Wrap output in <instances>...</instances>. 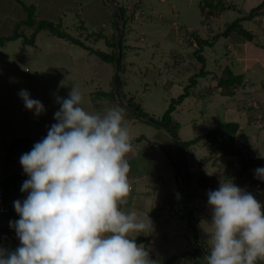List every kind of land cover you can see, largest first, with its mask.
Segmentation results:
<instances>
[{
  "label": "rangeland",
  "instance_id": "374dc122",
  "mask_svg": "<svg viewBox=\"0 0 264 264\" xmlns=\"http://www.w3.org/2000/svg\"><path fill=\"white\" fill-rule=\"evenodd\" d=\"M202 1L114 0V4L108 0H0V37L12 35L16 25L26 20L28 12L24 4L33 5L37 21L61 22L63 30L71 36L107 53L112 52L107 40L117 31L115 10L126 8L122 79L126 78L127 84L123 95L135 96V101L157 121L196 78L188 95L175 104L172 117L179 125L182 141L200 139L190 146L191 169L197 174L195 181L206 183L197 189L195 200L197 215H201L196 225L199 245L192 240L190 221L180 217L184 198L177 189L178 179L167 154L175 146L172 134L137 118L128 110L125 100L123 105L103 94L114 88L112 79L117 68L114 63L47 29L38 32L35 43H26L25 39L34 32V27L26 24L19 29L22 37L8 40L0 47V189L5 187V178L25 173L19 154L12 164L6 165L7 146L15 138H26L31 151L47 135L49 127L57 123L54 113L60 104L56 97L67 98L75 86L83 94L82 106L90 113H103L113 107L124 110V123L134 146L127 157L133 190L124 211L135 212L145 222L148 218L152 222L151 231L132 233L131 238L139 240L137 243L150 256L165 260L190 253L200 247V241L210 248V237L204 231V227L208 228L204 222L211 220L205 196L209 189L217 190L222 181L238 180L243 189L251 186L254 192L264 191V180L255 177V169L264 164V158H258L260 152L264 153V13L243 21L244 27L254 34L253 41H246L238 31H233L229 36H220L212 45L215 35L263 0H230L236 7L221 14L216 11L211 18L202 11ZM121 24L123 27V21ZM91 33H103L104 37L89 38ZM201 40L209 43L201 51L204 61L197 55ZM227 68L234 76L243 75L242 82L231 89L217 85L219 79L228 77ZM21 90L40 100L46 111L37 116L28 110L18 95ZM228 120L237 121L239 131L234 151L222 154L209 147L212 139L208 132ZM244 164L247 168L241 176L238 172ZM27 179L28 175L23 176L16 181L17 187L9 191L11 195L17 194V199L14 194L8 195L13 208L16 200L28 195L21 191ZM257 200L264 204V198ZM13 210L0 213V247L6 249H15L20 244L10 226L11 221L20 218ZM174 264H201V260L187 254Z\"/></svg>",
  "mask_w": 264,
  "mask_h": 264
},
{
  "label": "clouds",
  "instance_id": "9594fccd",
  "mask_svg": "<svg viewBox=\"0 0 264 264\" xmlns=\"http://www.w3.org/2000/svg\"><path fill=\"white\" fill-rule=\"evenodd\" d=\"M18 95L35 115L46 111L27 90ZM56 99L57 123L20 157L29 176L21 191L28 195L14 202L20 218L10 222L20 244L0 247V264H153L131 238L151 231L152 222L124 211L133 190L127 157L134 146L123 108L90 113L75 86L67 98ZM255 177L264 180V167L255 169ZM207 195L206 264L264 262V204L232 180Z\"/></svg>",
  "mask_w": 264,
  "mask_h": 264
},
{
  "label": "trees",
  "instance_id": "16d2710c",
  "mask_svg": "<svg viewBox=\"0 0 264 264\" xmlns=\"http://www.w3.org/2000/svg\"><path fill=\"white\" fill-rule=\"evenodd\" d=\"M18 1L21 2L22 0H18ZM24 6L28 12V16H27L26 20H23L16 25L15 31L12 35L0 37V47H2L5 44V42L8 40L18 39V38L22 37V34L19 31V29L21 28V25L26 24L28 26L34 27V32L32 33L31 37L25 39L26 43H35V39L37 37L38 32L43 30V29H47V30H50V32L52 34H54L60 38L71 40L74 43L82 45L84 48L99 54L103 59L114 63L115 67L117 66V59H118V54H119L118 41H117V37H118L117 31L113 34L111 39L107 40V44H108V46H110L112 48V52L107 53V52H104L101 50H95L93 47L86 45V43L83 40H81L79 38H75V37L71 36L69 33H67L65 30H63L61 22L55 23V22H51V21H49V22L48 21H37L35 19V7L33 5L28 6L25 4H24ZM201 7H202V11L205 13L206 17L211 18L216 13V11L220 12V14H221L222 12H224L227 9H230L232 7H236V5L230 0L229 1L226 0L225 2H224V0H216L215 2H214V0H203L201 3ZM206 9H208V10H206ZM120 10H121V15H122V20H123V27L121 30V38L120 39H121V49L124 50V46H125L124 44H125V38H126L125 26L128 23V18L126 15V13H127L126 8L120 7ZM263 13H264V0L261 3H259V5H257L253 9H251L249 12L244 14L243 16H240L237 19H235L231 24H229V26H227V28L222 33L215 35L213 37L212 42H210V44L213 45V41H215L217 38H219L222 35L229 36L233 31H238L239 34L246 41L247 40L253 41L255 36L250 30H248L247 28L244 27L243 21L247 20V19L248 20L254 19ZM82 27H84V25ZM91 35L92 36H89V38L95 37L94 39H99V38L104 37L103 33H100L98 35L91 33ZM207 44H209L207 40H201L200 41V49H198L199 53L197 55L199 56V58L202 61H204V57L201 56V54H202L201 51H202L203 47ZM122 55L124 58L125 53L123 51H122ZM123 69L125 70L124 64L122 62L121 90L120 91H121L122 99L125 100L127 103L128 110H130L137 118L140 117V118L144 119L142 115L150 117L149 114L144 111L143 107L135 101L136 100L135 96L130 97V98H126L125 95H123L124 86H125V84H127L126 78L122 79L123 78L122 77ZM226 72L228 73V77L227 78L222 77L221 79H219V81L217 83V85L220 88L228 86L229 89H231L230 88L231 86H235L236 84L242 82L243 75L234 76L233 72L231 70H229L228 68L226 69ZM112 81L114 84V88L110 92L104 91L103 94L106 97L108 96V98L110 100H112L113 102L119 101V98H118L116 91H115V75L113 76ZM191 82H192L191 84L189 83L185 87L186 92L184 94L180 95L178 98L174 99V102H172L170 107L164 113L162 119L159 121L161 123L167 125L169 128H171L178 135V137L181 141V146H182L184 158H185L184 178H185L186 194H187V198H188L189 205L191 208V212L193 214V220H194L195 224L198 225L200 223V220H201L200 219L201 215L200 214L197 215L198 208H196V204H195L196 196L198 194L197 189L200 186L206 185V183L205 182L197 183L195 181L197 174L195 171H193L191 169V161H190V154H191L190 148L191 147L190 146L192 144L199 142L200 139L199 138H193L189 141H182L179 134H178L179 125L174 122V119L172 117V113L176 107L175 104L183 101V99L188 95L189 89L191 87H193V85L196 82V78H193ZM150 118L154 119L153 117H150ZM144 120L147 121L148 123L155 124L154 122H152L150 120H147V119H144ZM154 120H156V119H154ZM155 125H157V124H155ZM238 131H239V123L237 121L228 120V121L220 122L217 126H215L211 131L208 132V134L210 135V137L212 139L211 144H208V145H210L209 147L213 150L222 152V154L233 152L234 148H235L236 134L238 133ZM29 145H30L29 139L15 138L7 146V155L5 158L6 165L12 164L14 162V157L16 155L19 154L22 156L24 153L29 152L30 151ZM174 147H175V150H174L175 154L173 155V158L170 159V164H171V166H173L174 173L177 176L178 180H175V182H176L177 189H178V191H180V195L182 198V196H183V183H182L181 174H180V167H179L180 154H179V148H178L176 141H175ZM249 160H251V159H249ZM254 163L258 164L259 162L254 161ZM203 165H205V163H203ZM263 167H264V164H263ZM246 168H247V166L244 164L243 168H241L239 170L238 174L242 176L244 174ZM26 175H27L26 173L14 174V175L9 176L8 178H5L3 180V182H4L3 186H5L3 189L5 191L7 198H8V195H11V192H9V191H12V189H15L16 181L20 180L23 176H26ZM234 182L238 185V180H236V181L234 180ZM195 185L197 186V188H195ZM245 190L248 192H251V193L253 192L256 195L257 199H258V197L264 198V191L259 192V191L255 190V192H254V188H252L251 186L245 188ZM205 196H208V195L205 194ZM181 204L183 205V208H182V213H181L180 217L187 218L190 221L189 227L192 228V231H193L191 237H192L193 242H196V237H195V233L193 230V225H192L191 220L188 216L187 207L184 204V201L182 199H181ZM192 240H191V242H192ZM138 241L139 240H137V242ZM207 245L208 244L200 241V247L197 246L196 248H194L193 251H191L190 253H187V254H190L191 256L198 257L201 260V264H206L205 256L207 254H210V250H209L210 248H209V246L207 247ZM187 254L184 253L183 255L174 256V257L166 259V260L162 259L161 257L156 258L154 256H150V258L152 259L153 262H156V263L174 264V261L177 258H182V257L186 258ZM259 264H264V262H259Z\"/></svg>",
  "mask_w": 264,
  "mask_h": 264
},
{
  "label": "water",
  "instance_id": "95a60500",
  "mask_svg": "<svg viewBox=\"0 0 264 264\" xmlns=\"http://www.w3.org/2000/svg\"><path fill=\"white\" fill-rule=\"evenodd\" d=\"M109 2H113L114 3V0H108ZM115 4V3H114ZM116 12V15H117V33H118V49H119V54H118V59H117V68H116V73H115V91H116V94L119 98V101L124 105V100L122 99L121 97V71H122V62H123V55H122V49H121V30H122V24L121 22L123 21L122 20V15H121V10L117 11L115 10ZM144 119H147V120H150L152 122H154L155 124L167 129L173 136V138L175 139L177 145H178V148H179V154H180V162H179V167H180V174H181V179H182V183H183V201H184V204L186 205L187 207V212H188V216L191 220V223L193 225V229H194V233H195V237H196V241L199 245V236H198V233H197V226L193 220V214L191 212V208H190V205H189V201H188V198H187V194H186V189H185V178H184V162H185V158H184V153H183V149H182V146H181V141L178 137V135L171 129L169 128L167 125L157 121V120H154L148 116H145V115H142Z\"/></svg>",
  "mask_w": 264,
  "mask_h": 264
},
{
  "label": "built area",
  "instance_id": "2783aa9c",
  "mask_svg": "<svg viewBox=\"0 0 264 264\" xmlns=\"http://www.w3.org/2000/svg\"><path fill=\"white\" fill-rule=\"evenodd\" d=\"M261 182L258 183L260 185ZM264 185V183H263ZM13 210L12 203L8 200L4 189H0V213H10Z\"/></svg>",
  "mask_w": 264,
  "mask_h": 264
},
{
  "label": "crops",
  "instance_id": "0c3cea01",
  "mask_svg": "<svg viewBox=\"0 0 264 264\" xmlns=\"http://www.w3.org/2000/svg\"><path fill=\"white\" fill-rule=\"evenodd\" d=\"M258 61H260V60H258ZM257 61V62H258ZM251 63H255V62H251ZM254 72H255V70H254ZM172 150L174 151L175 150V148H174V145H172V147H170V151L169 152H167V154H168V158L169 159H172L173 158V153H172ZM16 187H17V185H16ZM14 194V195H13ZM12 195L14 196V198L15 199H17V194L14 192V193H12ZM11 195V196H12ZM22 198V197H21ZM21 201H23L24 199H20ZM15 209V208H14ZM14 211V210H13Z\"/></svg>",
  "mask_w": 264,
  "mask_h": 264
}]
</instances>
